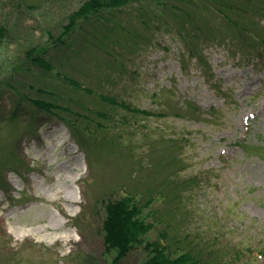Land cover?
<instances>
[{
  "label": "rangeland",
  "instance_id": "374dc122",
  "mask_svg": "<svg viewBox=\"0 0 264 264\" xmlns=\"http://www.w3.org/2000/svg\"><path fill=\"white\" fill-rule=\"evenodd\" d=\"M85 1L0 0V155L14 141L18 162L0 184V264H111L104 204L127 193L153 225L146 242L264 264V0H129L64 35ZM53 98L71 113L28 102ZM146 258L141 246L116 264Z\"/></svg>",
  "mask_w": 264,
  "mask_h": 264
},
{
  "label": "trees",
  "instance_id": "16d2710c",
  "mask_svg": "<svg viewBox=\"0 0 264 264\" xmlns=\"http://www.w3.org/2000/svg\"><path fill=\"white\" fill-rule=\"evenodd\" d=\"M128 1L129 0H86L74 13L69 16L68 23L64 26L63 34L67 35L72 32L79 20H86L90 16H94L103 10H120L128 3ZM182 1L192 2V0ZM230 8H236L238 10L236 6H230ZM218 13L224 14L223 12L219 11V9ZM188 17H191V15ZM240 25L241 24L239 22L232 20L233 27H237L238 30L243 33L250 34L247 27L244 28V26ZM5 35V29L0 27V41L5 38ZM263 39L264 38L257 40L264 46ZM56 42L58 41L56 40ZM28 58L31 60L30 62L36 67L42 68L44 70L51 68L50 64H48L43 56L31 53ZM72 83L76 89H83L84 92L92 93L88 89L83 88L79 83ZM27 87L33 88L34 86L32 84H28ZM12 89L16 91L15 87ZM37 92L42 96L52 95L55 93L54 90H48L45 88H38ZM57 98H53L52 100L28 99V102L38 109V112L44 111L56 117H60L61 112L71 113L69 108L55 103ZM101 99L114 107H119L128 111L134 116H151L153 114L152 112L141 110L137 107L126 104L123 101L118 102L113 97L101 96ZM13 108L15 109V112L9 116L10 121H16L18 119L20 103L17 102ZM72 114L78 117L76 112ZM98 114L102 118H108L107 114L100 112ZM66 121L70 125H77V121L70 118L68 120L66 119ZM123 121L125 122V119H123ZM26 124H28V130L26 133L33 132V126H37V117L33 115L32 117L28 118ZM13 142L14 141L11 142L12 145L10 147L8 145V153L6 152V155H4L2 152V155H0V184H2V174L5 168L11 164V167L13 168H16L18 165L16 159H14L16 150L15 144H13ZM6 158L13 160L9 161L11 162L10 165L6 163ZM170 191L171 193L177 192V190L174 188H171ZM127 194L128 195L122 196L116 200H107V202L104 204V218L101 225L102 242L104 253L108 255L113 254L111 264L118 263L121 259L126 258L134 249L141 246L147 254V258L142 264H201V258L198 257V254L192 251V249L182 250L178 248H172L171 245L165 243L161 239L154 242H146L143 237L148 235V233L153 229V225L152 223L147 222L145 219L144 205L140 203L135 195H133L137 193ZM148 204L149 202H146V205ZM161 237L164 240L166 239L165 234H163ZM259 254L261 255L260 252Z\"/></svg>",
  "mask_w": 264,
  "mask_h": 264
}]
</instances>
